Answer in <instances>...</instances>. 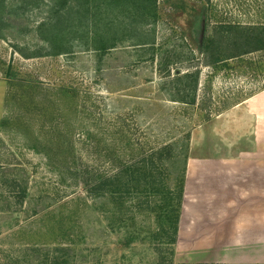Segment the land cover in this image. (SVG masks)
Listing matches in <instances>:
<instances>
[{
  "label": "rangeland",
  "instance_id": "rangeland-1",
  "mask_svg": "<svg viewBox=\"0 0 264 264\" xmlns=\"http://www.w3.org/2000/svg\"><path fill=\"white\" fill-rule=\"evenodd\" d=\"M50 1L0 9V264H211L230 238L223 264H264V49L214 69L197 47L220 24L264 25V0H157L138 24L116 2H79L41 27ZM195 70V102L170 100L174 76ZM149 158L183 186L173 246L146 196L119 225L109 195L88 190Z\"/></svg>",
  "mask_w": 264,
  "mask_h": 264
},
{
  "label": "trees",
  "instance_id": "trees-1",
  "mask_svg": "<svg viewBox=\"0 0 264 264\" xmlns=\"http://www.w3.org/2000/svg\"><path fill=\"white\" fill-rule=\"evenodd\" d=\"M79 2V6L87 5L86 7H88L89 11L91 9L90 6L94 7V5H88L90 2H93V4H96L97 2V5L94 7L95 10L100 8L99 3L109 2L110 4H113V2H116L115 4L119 6L116 7L118 11L125 12L127 17L130 18L132 22L134 20L137 24L143 21L153 23L156 18L157 0H51L49 2L51 3L48 9L49 14L45 19V23L41 24V27L48 23L53 26L58 25L60 22L64 23L67 15L63 16L61 11L68 8L67 10L70 13L74 12L76 9V12H78L81 9L77 6ZM72 3H75V5H71ZM15 6L16 5H14V7ZM3 8H6L5 0H0V9ZM12 9L13 7L10 9L11 12L13 11ZM51 16L54 17V21ZM219 27L224 35L221 37L218 36V39H216V30L218 27H215L216 29H214L211 35L203 37L200 43L198 42L197 44L200 52L206 53L207 55L206 63L213 66L214 69H220L224 66L228 67L229 65L226 62L229 59L239 57L250 51L264 49L263 24L240 25L238 23H227L220 24ZM103 28L104 27H102V32H97L96 30L91 45L94 50L101 53L106 52L112 47L110 43L102 37V34L104 33ZM231 32L234 34L232 37L228 36ZM139 36H141V33ZM48 44L49 46H47V48L54 50L49 54H60L61 49L64 50L61 52L65 53L67 50L66 42L57 43V41L49 40ZM189 79H191V85L186 89L185 84L182 85L181 83L186 82V80ZM198 80V70L193 72L188 71L181 75L177 73L171 82L174 85L168 89V97L170 100L185 104H193L195 102ZM188 92L191 94V97L190 94L188 95ZM160 168L162 169V167H154L151 158L145 159L132 166L126 165L125 168L120 170V172H117V175L114 177L100 176L99 179L93 183V187L88 188V190L109 195L110 199H112V204L118 206L117 212L121 216V222L119 225H121L126 211V200L129 198L146 196L145 198H147L148 208L151 210L155 218L156 226L154 235L156 239H158L161 244L164 243L173 246L177 233L178 213L181 205L183 186L182 183H180L176 189L171 188V186L166 183V179H164L158 171ZM173 254L174 249H171L170 255L172 256Z\"/></svg>",
  "mask_w": 264,
  "mask_h": 264
},
{
  "label": "crops",
  "instance_id": "crops-1",
  "mask_svg": "<svg viewBox=\"0 0 264 264\" xmlns=\"http://www.w3.org/2000/svg\"><path fill=\"white\" fill-rule=\"evenodd\" d=\"M264 196V195H263ZM261 199H262V201L264 202V197L262 198V197H260ZM261 199H259V201L261 200ZM253 219V222L252 223H248L247 224V227H249L250 225H251V229L253 230V229H255L256 228V226H258L259 224H261V222H258V223H256V220H255V217L254 218H252ZM259 221V220H258ZM263 225H264V218H263ZM250 224V225H249ZM239 225H242V227H243V224L241 223V221L239 220L238 222H234V223H232L231 224V227H234V230L236 229V227H238ZM230 227V231H231V228ZM244 230V229H243ZM226 233H227V236H228V232L226 231ZM237 233V232H236ZM231 239V238H230ZM230 239H229V241H227L225 244L227 245V247L225 246V244L224 245H221L220 247H219V249L217 248V252H218V254H219V257H220V261H218L217 262V260H210V261H207V262H213V263H211V264H223L224 262L223 261H226V262H228V258H230L231 259V257H230V255H229V249H230V247H231V245H232V249H233V244H232V242L230 241ZM233 240H234V242H238V240H239V238L238 237H233ZM214 243H215V241H214ZM217 246L219 245V243L218 244H216ZM228 245L230 246V247H228ZM226 247V248H225ZM225 248V249H224ZM219 250V251H218ZM219 257H215L214 259H217V258H219ZM222 258H224V259H222ZM206 260V259H205ZM219 260V259H218ZM232 260H233V258H232ZM205 264H207V263H205ZM230 264H244L243 262H238V261H236V262H230ZM254 264H260V263H254Z\"/></svg>",
  "mask_w": 264,
  "mask_h": 264
}]
</instances>
